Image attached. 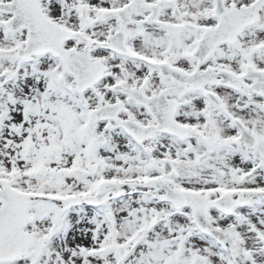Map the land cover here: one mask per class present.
Masks as SVG:
<instances>
[{
	"label": "snow or ice",
	"instance_id": "1",
	"mask_svg": "<svg viewBox=\"0 0 264 264\" xmlns=\"http://www.w3.org/2000/svg\"><path fill=\"white\" fill-rule=\"evenodd\" d=\"M0 264H264V0H0Z\"/></svg>",
	"mask_w": 264,
	"mask_h": 264
}]
</instances>
